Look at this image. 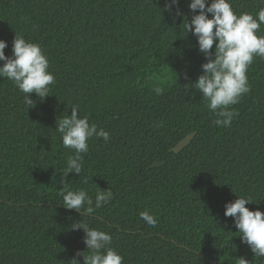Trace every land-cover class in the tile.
<instances>
[{
	"label": "trees",
	"instance_id": "16d2710c",
	"mask_svg": "<svg viewBox=\"0 0 264 264\" xmlns=\"http://www.w3.org/2000/svg\"><path fill=\"white\" fill-rule=\"evenodd\" d=\"M165 2L0 0L6 56L15 33L23 35L41 46L55 75L43 101L29 94V108L0 78V264H83L77 253L86 251L85 233L75 224L110 233L122 264H236L240 257L264 264L224 215L241 196L260 200L246 207L264 212V59L248 69L251 91L231 106V127H217L193 85L206 57L183 28L190 0H180L179 16L164 11ZM231 4L253 15L264 7L261 0ZM73 106L110 140L90 138L80 176H63L72 153L56 123ZM155 161L162 164L150 167ZM63 185L93 201L98 191L113 198L81 215L62 204ZM145 210L155 227L139 218Z\"/></svg>",
	"mask_w": 264,
	"mask_h": 264
},
{
	"label": "clouds",
	"instance_id": "9594fccd",
	"mask_svg": "<svg viewBox=\"0 0 264 264\" xmlns=\"http://www.w3.org/2000/svg\"><path fill=\"white\" fill-rule=\"evenodd\" d=\"M180 0H166L164 11L181 15ZM264 4V0H261ZM193 13L191 19L184 18V31L190 32L198 42V50L206 57L202 63V74L194 82L205 106L214 116L213 123L217 127H231L237 115L231 106L240 102L242 97L251 91L248 69L254 58L264 59V34H259L264 25V7L253 15L249 12L237 13L233 10L231 0H190L188 5ZM198 10V12H197ZM208 14H211V18ZM215 45L214 49L213 46ZM7 41L0 39V78H7L20 93L24 94V102L32 107L33 99L29 94L35 93L43 101L49 95L50 86L55 83V75L50 62L38 43L28 41L23 35L15 33L12 43V55L6 56ZM187 79V73L184 74ZM156 95L163 89L153 88ZM71 115L64 116L56 123V130L61 135L64 148L72 154L66 158L65 171L81 174L83 169L82 153L89 150L90 138L102 137L107 143L110 132L89 123L88 117L79 116L78 106L71 107ZM161 125H157L159 127ZM64 191L58 193L67 209H74L81 215H91L113 198L111 190L98 191L95 200L83 189L71 190L63 185ZM249 202L256 204L250 196H241L233 202L225 204L224 215L232 217L238 229L241 242L249 246L256 258H264V212L259 208L251 210L246 207ZM139 218L147 225L155 227L156 216L149 211H141ZM72 228H83V241L86 251L78 252L83 257V264H122L123 256L112 247V235L106 231L75 224ZM80 264L78 260H75ZM236 264H249L240 257Z\"/></svg>",
	"mask_w": 264,
	"mask_h": 264
},
{
	"label": "water",
	"instance_id": "95a60500",
	"mask_svg": "<svg viewBox=\"0 0 264 264\" xmlns=\"http://www.w3.org/2000/svg\"><path fill=\"white\" fill-rule=\"evenodd\" d=\"M196 131L190 132L189 134H187L184 138H182L181 140H179L174 146H173V151L178 152L180 151L182 148H184L186 145H188L190 143V141L193 139V137L195 136ZM162 164V161H155L153 162L150 167H154L157 165Z\"/></svg>",
	"mask_w": 264,
	"mask_h": 264
}]
</instances>
